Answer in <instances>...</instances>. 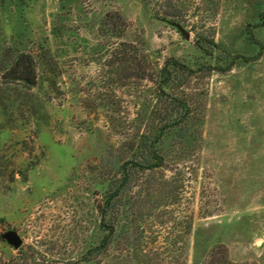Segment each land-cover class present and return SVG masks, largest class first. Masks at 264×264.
Here are the masks:
<instances>
[{
    "label": "rangeland",
    "instance_id": "374dc122",
    "mask_svg": "<svg viewBox=\"0 0 264 264\" xmlns=\"http://www.w3.org/2000/svg\"><path fill=\"white\" fill-rule=\"evenodd\" d=\"M208 5L0 0V264H199L214 246L264 264V0ZM109 12L126 19L122 38ZM121 41L147 78L126 76ZM23 54L34 82L8 73ZM168 58L193 70L166 88L183 109L155 82ZM162 126L165 163L146 167ZM105 222L113 242L89 254Z\"/></svg>",
    "mask_w": 264,
    "mask_h": 264
},
{
    "label": "trees",
    "instance_id": "16d2710c",
    "mask_svg": "<svg viewBox=\"0 0 264 264\" xmlns=\"http://www.w3.org/2000/svg\"><path fill=\"white\" fill-rule=\"evenodd\" d=\"M205 1V3L208 5L210 3L211 6H209L207 9L208 10H213V4H214V8L215 5L217 4V0H203ZM169 7L171 8V10H166L163 11V13L166 16H172L175 15L176 10H174L173 8V4H170ZM108 25H112L114 28L113 30L116 33V36L118 38H122L124 35V31L127 28L128 24L126 19L124 18V16L119 13V12H109L106 13L104 19H103V26L104 28H106ZM106 31V30H105ZM118 48L119 51L117 52V57L118 60L123 62L124 60H127L131 63L130 66L128 67V74L126 75L127 77H133L134 79H144L147 78V70L145 71V69L142 68V61H140V55L137 52V50H134L132 52L133 49H129L128 47L130 45L127 44V42L125 41H121L118 44ZM131 47V46H130ZM193 72V70L191 68H189L187 65L181 63L180 61H178L176 58H168L164 65L159 69L158 71V76H159V80H155V82H157L158 84V88L160 91H162L165 96L167 98H169L170 103L173 106H179V108H184L186 107V103H182V99L178 96H172L171 94L166 92V88L171 87V83L176 79V75L178 77V73L179 75V80L181 79V75L187 73V74H191ZM9 75L11 78H17V79H23V80H27L29 82H34L35 78H36V74L34 71V66L32 64V59L30 56L23 54L21 56H19V58L17 59L15 65L11 68V70H9ZM154 72L150 73L149 72V76L151 77V79L154 80ZM163 94V95H164ZM187 109H189V107H187ZM181 113V112H180ZM159 112H158V116H159ZM170 117V118H169ZM181 117L184 118V113H181ZM173 116H169L165 119L166 123H170L172 121ZM168 125V124H166ZM171 125H169L170 128ZM167 129L165 127H161L159 132H157L152 139L147 138L146 142L144 143V147L143 149L147 151V153L150 155L149 159L147 160L148 162L153 161L151 164H148V166L146 167H157V166H162L165 163V159L164 157L158 153L156 144L158 142H160L162 140L163 134H164V130ZM151 157V159H150ZM139 165H143V164H139ZM142 167H145V165H143ZM124 172L122 173L120 179H119V184H117V186L115 187V191L114 193L109 196V198L107 199L105 205L101 208V216L103 221H105V218L107 216V213L110 209V207H112V201L118 196L120 195V191L122 190V188L128 183V174L126 173V166L124 165ZM105 230H106V234L104 235L101 244H99L98 246H96L93 249H90L88 252L89 254L94 252V251H99L98 253H103L105 251H107L110 247V245L113 242V235L116 231L115 228V224L114 223H109V222H105L104 224ZM224 249V250H223ZM177 264H186V260L185 258L182 256L181 258L178 259ZM199 264H239L234 262L233 260L230 259L227 250L225 248H223L222 246H214L207 254V256L205 257L204 260H202Z\"/></svg>",
    "mask_w": 264,
    "mask_h": 264
},
{
    "label": "water",
    "instance_id": "95a60500",
    "mask_svg": "<svg viewBox=\"0 0 264 264\" xmlns=\"http://www.w3.org/2000/svg\"><path fill=\"white\" fill-rule=\"evenodd\" d=\"M5 237L15 247H19L22 244V238L15 230H9L6 232Z\"/></svg>",
    "mask_w": 264,
    "mask_h": 264
}]
</instances>
